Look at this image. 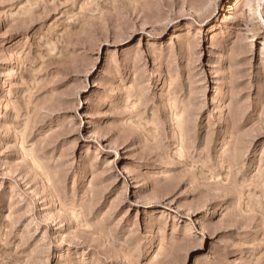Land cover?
<instances>
[{
  "label": "rangeland",
  "instance_id": "rangeland-1",
  "mask_svg": "<svg viewBox=\"0 0 264 264\" xmlns=\"http://www.w3.org/2000/svg\"><path fill=\"white\" fill-rule=\"evenodd\" d=\"M0 264H264V0H0Z\"/></svg>",
  "mask_w": 264,
  "mask_h": 264
}]
</instances>
